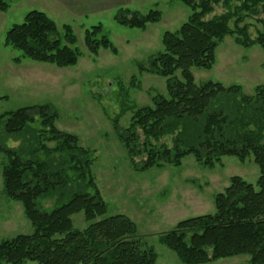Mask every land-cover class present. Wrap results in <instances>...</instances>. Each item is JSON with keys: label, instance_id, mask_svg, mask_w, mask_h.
<instances>
[{"label": "trees", "instance_id": "16d2710c", "mask_svg": "<svg viewBox=\"0 0 264 264\" xmlns=\"http://www.w3.org/2000/svg\"><path fill=\"white\" fill-rule=\"evenodd\" d=\"M177 1L190 15L178 30L163 34L162 50L150 58L148 68L140 69L165 79L166 97L154 96L151 106L133 111L125 129L113 120V130L134 165V158L145 157L137 169L141 172L163 164L178 167L190 155L205 168H213L224 157L243 163L252 156L258 168L254 184L231 177L223 192L213 197L211 214L178 222L159 237V242L181 264H210L237 256H247V264H264V84L250 97L238 85L224 87L211 81L196 84L191 73L192 68L211 70L215 50L226 36L233 37L240 47L257 45L264 51V32L250 39L244 24L246 18L260 14L264 18V0ZM234 1L237 5L232 6ZM217 6L225 12L209 17ZM7 9L0 0V12ZM160 16L156 10L141 15L119 8L114 20L122 27L145 29L158 23ZM258 23L264 28V19ZM75 43L69 26L60 31L38 11L28 12L4 39V45L21 52L23 59L56 68L76 66L79 53ZM84 45L93 57L100 49L117 55L99 25L85 31ZM219 95L238 97L246 109L253 108L250 123L230 120L222 112L207 113ZM200 119L203 122L198 134H188L186 131ZM56 120L57 113L49 105L0 116L2 139L19 144L17 148L0 144V153L6 158L1 169L3 191L8 199L21 204L32 227L31 234L0 243V264H155L156 254L143 248L128 217L105 216L107 208L91 173L92 152L80 146L77 136L59 131ZM35 124L38 129L33 128ZM250 125L254 128L247 130ZM163 138L172 143L160 144ZM48 143L53 146H46ZM71 181L84 183L93 195L73 194L50 212L38 210L40 200L54 199L57 205ZM80 213L87 223L83 230L74 229L71 220Z\"/></svg>", "mask_w": 264, "mask_h": 264}, {"label": "rangeland", "instance_id": "374dc122", "mask_svg": "<svg viewBox=\"0 0 264 264\" xmlns=\"http://www.w3.org/2000/svg\"><path fill=\"white\" fill-rule=\"evenodd\" d=\"M8 9L0 12V116L18 109L49 105L57 113L56 128L77 136L80 146L92 152L91 173L95 185L106 205V217L124 215L136 226L143 248L157 256L155 264H181L176 256L159 242V237L172 230L185 219L211 214L213 197L223 192L231 177H239L254 184L258 168L252 156L241 163L234 157L221 158L213 168L199 165L190 155L180 166L163 164L141 172L144 156L130 161L112 122L125 129L133 111L151 106L154 96L166 97L165 79L141 71L148 68L150 58L162 50L161 39L165 32H175L186 22L189 9L177 0H132L124 7L141 15L159 11L160 21L145 29L122 27L114 20L117 9L77 16L54 0H3ZM237 5L234 1L232 6ZM31 11L44 13L61 31L69 26L79 53L76 66L56 68L52 65L23 59L21 52L4 45L6 32L21 24ZM217 6L211 16L224 13ZM262 15L246 18L248 36L255 39L264 28L258 20ZM101 26L102 35L113 44L117 55L100 49L91 56L84 45L86 30ZM230 27L233 29L232 24ZM20 62L15 63V59ZM196 84L218 82L224 87L238 85L246 96L264 84V51L257 45L243 48L234 38L226 36L215 50V63L211 70L192 68ZM178 77V75H177ZM257 107V105L253 106ZM222 112L230 120L251 121L252 109L240 104L238 97L219 95L211 101L207 113ZM203 120L192 124L186 131L196 136ZM38 129V124L33 126ZM250 125L247 130H252ZM180 129V128H179ZM243 129H239L242 132ZM0 125V144L17 148L18 143L4 141ZM170 145L163 138L160 144ZM52 147L53 144H46ZM43 158L42 153H38ZM6 158L0 153V243L19 234H31L32 227L23 214L20 203L10 200L3 191L1 169ZM73 194L93 195V190L80 181H71L65 197L56 205L54 199L40 200L37 208L50 212L55 206L66 203ZM77 230L86 228L82 213L71 217ZM247 256H237L210 264H247ZM34 264V263H27Z\"/></svg>", "mask_w": 264, "mask_h": 264}, {"label": "crops", "instance_id": "0c3cea01", "mask_svg": "<svg viewBox=\"0 0 264 264\" xmlns=\"http://www.w3.org/2000/svg\"><path fill=\"white\" fill-rule=\"evenodd\" d=\"M67 11L77 16L99 13L105 9H117L131 3L132 0H54Z\"/></svg>", "mask_w": 264, "mask_h": 264}]
</instances>
